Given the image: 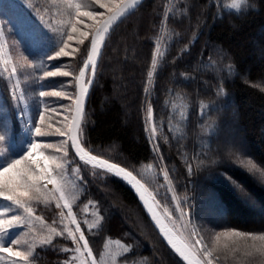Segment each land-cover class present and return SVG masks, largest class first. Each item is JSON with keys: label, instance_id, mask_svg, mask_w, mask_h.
<instances>
[{"label": "trees", "instance_id": "1", "mask_svg": "<svg viewBox=\"0 0 264 264\" xmlns=\"http://www.w3.org/2000/svg\"><path fill=\"white\" fill-rule=\"evenodd\" d=\"M29 4L39 7L37 0ZM81 38L77 72L91 43L90 35ZM43 43L31 48L32 55ZM30 72L37 78L43 74L35 67ZM2 78L0 73L3 94L14 107ZM62 81L63 76L35 83L43 91ZM56 112L50 110V116ZM234 123L250 148L240 154L257 165L254 169L238 161V148L220 146L224 128ZM153 137L178 197L194 199L206 216L219 207L215 218L221 228L264 234V0H145L114 26L83 116L81 141L148 186L135 169L155 157ZM69 143L82 166L74 210L81 215L89 204L100 215L96 226L84 225L97 261L110 260L107 248L119 241L128 248L118 263L186 264L152 224L134 190L117 175L81 161ZM151 191L162 212L160 196ZM36 203L46 221L55 220L56 207ZM73 247L71 240L56 238L35 250L32 264H69ZM226 263L255 264L233 258Z\"/></svg>", "mask_w": 264, "mask_h": 264}, {"label": "rangeland", "instance_id": "2", "mask_svg": "<svg viewBox=\"0 0 264 264\" xmlns=\"http://www.w3.org/2000/svg\"><path fill=\"white\" fill-rule=\"evenodd\" d=\"M29 1L34 0H0V20L3 21L4 29L0 32V73L2 79L6 78L8 81V83L4 82L5 87L9 88L14 102L13 107L11 99L3 94L1 87L4 84L0 83V98H2L0 100V137H2L0 139V169L26 155L33 143L39 144L35 154L30 156L29 160L37 169L41 166L47 168L49 174L56 180L55 185L49 184L47 189L41 192L39 201L45 203H40L42 205L56 207V212L53 213L55 220L46 221L45 216L38 213L37 203L32 204L36 201L23 198L33 209L31 218L26 221V226L13 227L5 235L0 236V244L8 246L20 234V244L11 246L12 253L0 252V264H32L31 256L35 254L39 246L44 245L43 240L50 237L52 243L56 238H64L74 243L68 236L69 230L76 237H79L81 233L85 236L84 225L90 229L100 221L98 209L89 204L82 206L81 215L74 210V204L81 192L79 179L82 169L80 161L71 152L69 143L70 123L77 95L76 79L80 70L77 72L76 61L78 54L82 53L83 43H80L82 40L80 33L85 32L92 39L100 22L123 0H37L38 9L32 7ZM101 4L105 7L101 8ZM78 5L81 13L79 16H77ZM29 7L32 11H29ZM87 11H94L97 15L94 17L83 15ZM73 24H76V32H72ZM41 42L45 43L40 44L38 53L32 55L31 48H37V44ZM61 47H64L69 55L49 60L56 57ZM257 50L259 51L255 44L254 51ZM158 54L159 51L156 52V56ZM41 63L43 64L40 68L35 67L36 64ZM61 65H63L62 68ZM33 67L42 69L43 74L40 78H37L35 72H30ZM14 69L15 72H13ZM26 69H29L28 72L21 74ZM48 70L69 71L70 75L63 76L62 83L56 89L43 90L49 95L41 97L39 92L42 91L37 89L35 80L39 79L47 83L51 78L62 77L44 76V72ZM13 90H15L14 95ZM54 92H59L61 95H52ZM11 107L14 108V112L10 110ZM52 109L57 112L50 116ZM42 113L43 121L39 118ZM37 126L45 135L36 136L35 127ZM237 129L235 123L225 127L220 146L226 151L238 148L239 153L236 154L238 161L246 162L247 167L252 169L249 157L240 154V152L249 151L250 148L244 134ZM152 140L155 157L137 166L135 170L147 182L149 191L153 190L160 196L162 212L176 232L206 263L211 259L212 264H227L226 261L231 258L243 262L248 260L255 264L261 263L264 257V234L221 228L218 226L220 220L215 218L216 215H220L219 207L213 211H217L216 213L206 216V212L198 210L194 199L178 197L171 186L154 137ZM8 149L12 152L10 153ZM37 161L39 164L36 163ZM251 164L255 163L251 162ZM57 165L61 167L57 168ZM60 192L65 194L63 200L57 199ZM204 201L205 199L202 203ZM10 204L12 202L0 197V213H5ZM58 204L59 207H57ZM13 214L27 215L23 209H17L13 205L12 210L7 211L4 218L10 219ZM208 221H214L215 224L212 225ZM77 225L79 231H76ZM52 229H55V232ZM197 239L200 240V244L196 243ZM82 244L83 241H80V245ZM68 247L65 246V248ZM77 247L78 245L74 243L73 252L68 260L69 264H93V261L95 264H123L118 263L117 256L128 248L119 241L111 242L107 248L110 260L97 261L90 246L89 249L81 247L80 251L75 250ZM89 250L91 255H88ZM16 251L25 255L31 252V255L28 256V260H24L23 257L15 256ZM205 251L210 252L211 256H205Z\"/></svg>", "mask_w": 264, "mask_h": 264}, {"label": "snow or ice", "instance_id": "3", "mask_svg": "<svg viewBox=\"0 0 264 264\" xmlns=\"http://www.w3.org/2000/svg\"><path fill=\"white\" fill-rule=\"evenodd\" d=\"M137 3V0H129V2L126 4V6L119 12L120 16H123L125 13H127L129 10H131ZM101 8L105 7L104 5H100ZM80 6H77V16H79L81 13L79 12ZM83 15L89 16V17H94L97 14L94 11H87L84 12ZM117 19V16H109L108 20L104 22V25L100 30L97 32V36H99L101 33H106L108 32L111 24ZM3 21L0 20V32H3ZM76 24L72 25V32H76ZM81 37H86L87 33L81 32L80 33ZM69 39H71V36H69ZM80 43H83V40L80 41ZM98 40L96 37H93L91 41V48L92 52L88 56V61L89 63L85 64V68H91L93 73L96 70V62L92 59L93 55L98 54V48H97ZM65 47H67V44L65 43ZM69 55L68 52L65 51L64 47L59 48V50L56 53V57L49 58V60L53 58H59L62 56H67ZM27 59V57L25 58ZM43 63L41 64H36V68H40ZM47 67L50 69L48 63ZM63 65H61V68ZM156 67V60L155 58L153 59V68ZM15 72V69L13 70ZM70 73L69 71H61V70H48L44 72V76L46 77H56V76H64L67 77L69 76ZM85 75V71L81 70L80 71V76L83 77ZM151 73H149V76L151 77ZM94 78L92 81H89V83H93ZM15 94V90H13V95ZM49 95V93L42 91L39 92V96L44 97ZM52 95L55 96H60L61 94L59 92H54ZM81 102L80 100H77V105H79ZM151 109H149V113L151 114ZM40 120H44V115L43 113L40 115ZM83 129H81V132ZM35 134L36 136H43L45 133L41 131L40 127H35ZM2 139V137H0ZM82 142V141H81ZM73 147L77 149V151H82L80 149L79 144L77 143V139L74 137L72 140ZM39 147V144L33 143L30 147V150L27 152L26 155H24L22 158L17 159L10 163L9 165L3 167L0 169V197L3 198V200L10 201L12 204H10L9 207H7V211H11L13 205L17 209H23L24 213L27 215L21 216L18 214H13L11 215L10 219H5L4 216L7 214V211L5 213H0V236H3L7 233V231L13 227H23L26 226V221L31 218V213L33 211L32 207L30 204L26 203V201L23 198H27L28 201H39L41 199V192L43 190L47 189V185H55L56 180L49 174L47 168L41 166L40 169H37L36 167L32 166V162L29 160V157L35 154V150ZM81 159H83V156H81ZM92 160H97L98 158L96 156L91 157ZM39 164V161L36 162ZM101 166L107 164V170L108 171H115L117 175H119L121 172H124V169L118 168L115 164H108L107 161L101 160L100 161ZM251 168H256L255 164H251ZM61 167L60 165H57V168ZM126 175H131V173H126ZM83 179V178H81ZM65 194L63 192H60L59 196L57 199L63 200ZM60 205L58 204L57 207ZM69 215H71V212H69ZM39 219V217H37ZM75 223V221H73ZM79 226L77 225L76 231H79ZM53 232H55V229H52ZM58 235L61 233H57ZM19 236L16 239L12 241V243L8 246H4L3 244H0V252L3 253H12L13 248L11 247L12 245H19L20 240ZM68 236H70L74 243L78 245V247L75 249L76 251H80V248L84 249H89V242L83 235V233L80 234L79 237H76L73 235V233L69 230L68 231ZM80 241H83V244L80 245ZM51 243V238L49 237L48 239H45L42 241V244L48 245ZM197 244H200V240H196ZM63 251H68V249H64ZM15 256L17 257H23L24 260H28V256L31 255V252H29L27 255L20 251H16ZM183 255V253H181ZM88 255H91V251L89 250ZM205 256H211L210 252L205 251ZM93 264H95V261H93ZM207 264H212V260L209 259L207 261Z\"/></svg>", "mask_w": 264, "mask_h": 264}, {"label": "water", "instance_id": "4", "mask_svg": "<svg viewBox=\"0 0 264 264\" xmlns=\"http://www.w3.org/2000/svg\"><path fill=\"white\" fill-rule=\"evenodd\" d=\"M145 0H137L136 5L129 10L127 13H125L123 16L119 15V12L126 6V4L129 2V0H123L122 3L114 9L110 14H108L98 25V27L95 29L93 37H96L98 40L97 48H98V54L93 55L92 59L96 62V70L93 73L91 68H85V64L89 63L88 56L92 52L91 43L89 52L87 55L86 60L84 61L82 67L80 68L77 79H76V100L74 103V108L72 112V119L70 123V130H69V138L72 145V149L76 156L83 162L91 164L95 167L107 170V164L101 166L100 161L104 160L107 161L108 164H115L118 168H123L124 172H121L119 175L116 174L115 171H111V173L117 175L119 178H121L123 181H125L136 193L139 201L141 202L144 210L146 211L149 219L151 220L152 224L155 226L157 231L160 233V235L163 237V239L169 244V246L183 259V261L186 264H207L205 260L190 246L175 230L174 228L169 224V222L164 217L163 213L159 209L153 195L150 193L147 186L144 184V182L131 170L128 168L122 166L121 164H118L114 161H111L109 159L100 157L93 152H91L89 149H87L84 144L81 142L80 138V128L81 123L83 120V116L86 110V107L89 102V98L95 83L97 70L99 67L100 60L102 58V54L107 42V39L114 28V26L123 18H125L127 15H129L131 12H133L140 4H142ZM109 16H117V19L111 24L108 32L101 33L99 36H97L98 30L102 28L104 25V22L108 20ZM91 39V41H92ZM84 70L85 75L83 77L80 76V71ZM94 78L93 83H89V81H92ZM77 100H80V104L77 105ZM77 139V143L79 144L80 149L82 151H77L76 148L73 147L72 140L73 138ZM81 156H83V159H81ZM96 156L97 160H92L91 157ZM110 172V171H109ZM131 173V175H126V173ZM183 253V255L181 254Z\"/></svg>", "mask_w": 264, "mask_h": 264}]
</instances>
